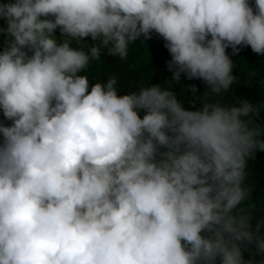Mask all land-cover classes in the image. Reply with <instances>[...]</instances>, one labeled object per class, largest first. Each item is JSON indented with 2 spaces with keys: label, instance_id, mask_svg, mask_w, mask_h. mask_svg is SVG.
Returning a JSON list of instances; mask_svg holds the SVG:
<instances>
[{
  "label": "clouds",
  "instance_id": "1",
  "mask_svg": "<svg viewBox=\"0 0 264 264\" xmlns=\"http://www.w3.org/2000/svg\"><path fill=\"white\" fill-rule=\"evenodd\" d=\"M153 32L202 106L90 84L102 48L126 61ZM0 34V264H264V219L240 208L261 106L220 99L226 49L264 56V0H0Z\"/></svg>",
  "mask_w": 264,
  "mask_h": 264
},
{
  "label": "trees",
  "instance_id": "2",
  "mask_svg": "<svg viewBox=\"0 0 264 264\" xmlns=\"http://www.w3.org/2000/svg\"><path fill=\"white\" fill-rule=\"evenodd\" d=\"M254 6V0H249ZM55 34L60 35L57 29ZM87 43H93L91 38H85ZM4 37L0 34V47L3 46ZM164 40L156 33L151 34L150 39L143 36L138 38L129 46L128 59L121 61L119 57H113L107 54V49L102 48L101 59L93 62L86 70V74L91 83L96 81H106L110 76L117 78V91L119 95L138 92L139 87L150 84H160L163 87H170L176 94L177 100L185 107L193 108L202 106L204 102V92L206 86L202 80L188 79L182 73L178 81H172V72L169 70L168 61L171 59L169 52L164 47ZM73 46L75 44L73 43ZM87 51V49H85ZM230 58L234 61L233 75L235 82L231 85V90L225 93L220 99L228 103L247 100L260 107L257 122L264 126V56H259L252 52L250 46H242L237 55L232 54L231 48L226 49ZM256 71L255 78H250L248 73ZM171 81V84L166 82ZM195 85L193 91L190 86ZM141 118L144 110H139ZM2 110H0V120H3ZM10 124L11 121H4ZM264 139V134L261 135ZM246 171L248 173L245 183L251 185L250 196L240 205L245 212L251 210L253 216V225L257 219H264V151L257 150L253 158L248 159ZM264 234V225L260 229ZM256 252L255 245H250L248 250L243 251L244 259H249ZM255 260L261 259L260 255H255ZM218 264V262H217Z\"/></svg>",
  "mask_w": 264,
  "mask_h": 264
}]
</instances>
